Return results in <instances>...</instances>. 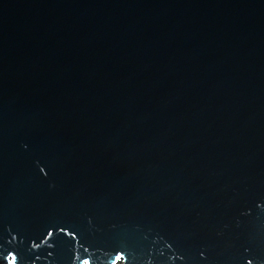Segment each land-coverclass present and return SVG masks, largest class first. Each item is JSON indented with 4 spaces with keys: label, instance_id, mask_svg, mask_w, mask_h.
I'll return each instance as SVG.
<instances>
[{
    "label": "water",
    "instance_id": "1",
    "mask_svg": "<svg viewBox=\"0 0 264 264\" xmlns=\"http://www.w3.org/2000/svg\"><path fill=\"white\" fill-rule=\"evenodd\" d=\"M264 264V0H0V264Z\"/></svg>",
    "mask_w": 264,
    "mask_h": 264
},
{
    "label": "rangeland",
    "instance_id": "2",
    "mask_svg": "<svg viewBox=\"0 0 264 264\" xmlns=\"http://www.w3.org/2000/svg\"><path fill=\"white\" fill-rule=\"evenodd\" d=\"M119 264H121V263H119Z\"/></svg>",
    "mask_w": 264,
    "mask_h": 264
}]
</instances>
